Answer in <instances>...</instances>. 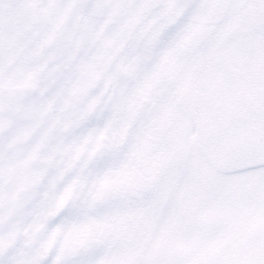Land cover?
Segmentation results:
<instances>
[{"label": "snow or ice", "instance_id": "1", "mask_svg": "<svg viewBox=\"0 0 264 264\" xmlns=\"http://www.w3.org/2000/svg\"><path fill=\"white\" fill-rule=\"evenodd\" d=\"M0 264H264V0H0Z\"/></svg>", "mask_w": 264, "mask_h": 264}]
</instances>
